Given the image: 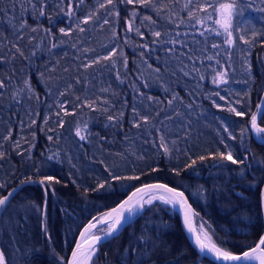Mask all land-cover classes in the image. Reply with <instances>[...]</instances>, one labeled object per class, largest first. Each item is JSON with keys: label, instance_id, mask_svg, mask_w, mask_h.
Wrapping results in <instances>:
<instances>
[{"label": "trees", "instance_id": "1", "mask_svg": "<svg viewBox=\"0 0 264 264\" xmlns=\"http://www.w3.org/2000/svg\"><path fill=\"white\" fill-rule=\"evenodd\" d=\"M101 2L104 0H84L77 7L79 0H73L75 15L67 17L59 0H0V9L4 10L0 12V80L7 83L0 97V185L5 186L0 188V194L29 177L35 181L16 188L15 197L0 208V250L9 264H65L86 222L114 206L134 187L154 181L186 189L193 212L211 225L214 235H208L222 250L234 254L251 247L263 232L260 190L264 183V170L252 156L256 161L264 158V145L255 141L250 132L242 137L241 129L249 127L264 91V37L258 36L250 47L240 41L239 35L252 40V31H264V13L257 10L260 0H253L252 8L242 6L244 15L240 19L247 23L245 30L234 32L231 48L225 43L227 34L215 23L218 12L214 8L232 0H156L157 6L166 5L159 14L151 7L118 4L120 15L108 16L114 21L108 25L103 24L105 10H97ZM41 8L44 16L39 15ZM133 8L137 12L135 28L143 38L135 31L126 32V20ZM93 11L96 17L88 24L80 23ZM189 11L194 14L192 19ZM144 16H151L155 23L143 20ZM21 22L25 23L23 29L19 27ZM78 24L84 32L78 31ZM32 28L37 30L32 32ZM60 28L71 31L63 35ZM152 31L161 32L160 43H151L157 39ZM21 35L23 38H19ZM172 39L180 43H164ZM13 44L23 56L16 53ZM144 44L148 47H139ZM213 44L217 47L213 48ZM112 47L123 51L126 67L121 59H117L115 67L103 60L83 67L106 55ZM173 47L174 52H167ZM189 55L193 59H188ZM209 56L213 59H207ZM193 65L197 71H193ZM248 65L250 72L246 71ZM117 72L123 82L117 80ZM217 72H227L226 84L213 83ZM25 79L33 92H19L17 104L11 95L23 87ZM68 85L72 87L68 89ZM105 88L109 91H101ZM66 89L67 94L61 96ZM149 96L153 100L149 101ZM173 96L177 98L169 105ZM76 97L89 101L99 97L97 107L107 111L77 107L80 101ZM103 100L108 104L101 103ZM60 102H64L69 114L60 111ZM229 103L246 115L237 117L229 112ZM133 107L149 117V122L140 128L132 127L131 121L138 119ZM121 112L124 115L118 122L108 120L109 115L119 116ZM33 119L35 125L31 124ZM257 122L264 127V121L258 118ZM224 126L229 127L235 139L225 132L224 138H219ZM77 127L85 140L76 136ZM156 128L170 142L168 155L159 148ZM9 131L10 138L4 140ZM49 136L53 139L49 140ZM17 142L19 148L15 147ZM225 144L234 157L242 158L248 150L247 163L251 167L245 175L233 171L245 165L212 158L218 151L226 154ZM201 155L204 160L199 159ZM52 156L54 160L49 159ZM189 164L192 166L186 167ZM173 168L180 170L179 176ZM106 169L122 176L138 175L140 179L111 181ZM46 175L60 181L47 189V196L38 183ZM99 183H111L112 188L96 191ZM200 186L207 189V201L197 202L191 196ZM193 218L195 225L200 223L199 218ZM142 235L157 245L144 264H213L189 245L175 211L158 203L146 206L130 227L121 229L117 239L101 244L94 264H121L129 241L136 246L135 241Z\"/></svg>", "mask_w": 264, "mask_h": 264}, {"label": "snow or ice", "instance_id": "2", "mask_svg": "<svg viewBox=\"0 0 264 264\" xmlns=\"http://www.w3.org/2000/svg\"><path fill=\"white\" fill-rule=\"evenodd\" d=\"M32 2V0H30ZM84 0H79V4L76 6L79 7L82 5ZM218 2V0H217ZM59 4L62 6L61 11L67 16L72 17L75 15L73 11V0H59ZM118 4H127V5H140L143 7H151L155 10H157L158 14L160 11L163 10L166 5H160L157 6L156 0H104V2H101L98 4V9H104L106 12V16L103 20V24H113L114 21L109 20L107 17H119L120 13L117 10ZM33 6L35 7V3H33ZM212 6V5H209ZM242 6H247L248 8H252L255 5L253 4V0H232L231 3L228 4H220L219 8H214V11L219 13L220 19L215 20V23L219 24L221 28H223L224 32L227 34V38L225 40V43L231 48L234 44V32H241L245 30V24L246 21L241 20L240 18L244 15V9ZM15 7V5H13ZM197 7L199 5L197 4ZM260 13H264V0H260V7L257 9ZM4 11L3 9H0V12ZM46 13L43 8L40 9L39 15L44 16ZM193 12L189 11V19L193 18ZM94 17H96V12H90L87 16H85L80 23L82 24H88ZM137 17V12L135 8H133L130 18L126 20L127 29L126 32H132L135 31L137 35H139L141 38H143V33L140 32L138 28H135V19ZM209 17H211V14H209ZM51 20V17L49 18ZM98 19V17H97ZM143 20H147L151 23H155V21L152 20L151 16H144ZM184 21L181 20L180 23H183ZM199 22V21H198ZM15 27V25H13ZM19 27L23 29L25 27V23L21 22ZM103 27V25H101ZM77 29L80 32H84L85 29L80 27L79 24L77 25ZM37 29L32 28L31 31L35 32ZM45 32L50 33V29H44ZM60 33L63 35H69V31L71 29L66 30L65 28L59 29ZM217 35L220 33L217 32ZM151 35L157 39L152 40V44L160 43L161 41L159 38L162 36L161 32L159 31H152ZM179 36V33L176 34ZM203 35V33H201ZM252 40H249L245 37L244 34L239 35L240 41H242L245 44H248L250 47L255 42V39L260 36L264 37V31H261L260 33H257L256 31H252ZM117 36V32L115 31V28L112 29V37L115 38ZM19 38H23L22 35ZM127 43V41H126ZM164 43H171L173 46L180 43L179 40L172 39L170 41H164ZM57 45L55 43L52 44V47L55 48ZM75 46V45H73ZM13 48H15L16 53H19L21 56H23V52L21 49L13 44ZM141 48H147L148 45H139ZM213 48H216L217 45L213 44ZM173 48H168L167 52L171 53L174 52ZM34 54V53H33ZM141 57L145 55V53L142 51L140 53ZM181 55H185L184 53H181ZM117 59L123 60L124 66H127V60L124 56V53L122 50L118 49V47H112L110 51L107 52L106 55L103 57H98L97 59L91 61L90 64H84V68H88L93 64H99L101 60L103 61H109L113 67L116 66ZM188 59H193V56L189 55ZM207 59L211 60L213 57L209 56ZM3 60V57H0V61ZM219 63V61H217ZM67 71V69H65ZM158 72L159 69H156ZM193 71H197L195 68V65H193ZM246 71H251L250 65L246 67ZM42 75V74H41ZM184 75H189L188 71H184ZM227 76V72H217L216 77L213 80L214 84L220 85V84H226L227 80L225 79ZM117 80H121L120 73L117 72L116 74ZM203 79V77H201ZM121 82H123L121 80ZM77 83H80L79 80H77ZM147 86V85H145ZM68 89L72 87V85L67 86ZM7 88V83L4 80H0V97L3 96V89ZM27 90L29 93L33 92V89L31 88L29 81L25 79L23 81V87H21L18 91H14L11 95V100L15 103H20V100L18 99L19 92H23ZM101 91L107 92L109 89H101ZM67 94V89L65 92H61L60 95L64 96ZM216 95H219V93H215ZM31 98V96L29 97ZM177 97L173 96L172 99L168 101L169 105L172 104L173 100H175ZM38 99V98H37ZM77 101H80V104L77 105V107L86 106L92 110H103L107 111V108L100 109L97 107V101L100 100L99 97H97L96 100H81L80 97H76ZM149 101L153 100V97L149 96L147 97ZM220 99H225V97L220 96ZM103 104H108L107 100L101 101ZM58 107L61 111H64L65 115L69 114L67 109L64 107V102H60L58 104ZM219 107V105H217ZM257 111L253 112L251 114L250 119V128L248 126H245V128L241 129V136H245L250 131H254L256 138L258 142H260L262 145H264V127H262L257 121L258 118L262 121H264V103H258L256 105ZM229 112L234 113L237 117H244L246 113L242 109H237L236 107L232 106L231 103L228 105ZM133 114L134 117H138V119L134 118L131 123L132 127L134 128H140L143 124H146L149 122V117L145 115H141L137 113L136 108L133 107ZM124 113L121 112L119 116H108L109 121H116L118 122L121 117H123ZM57 116H59V112H57ZM171 119V117H168ZM48 118L45 117V124H47ZM23 126V121L21 122ZM31 124L35 125L36 120H31ZM61 126L63 125V121H60ZM87 125H85L86 127ZM48 131H55L52 128H49ZM157 133H160V129H156ZM224 132L228 133V137L231 139H235L234 134L230 131L229 127H224ZM59 135V134H57ZM11 136V131H9L8 136H4V140H8ZM33 139L35 138V132L32 133ZM76 136L80 138L81 141L86 139V136L81 134V129L77 127L76 129ZM49 140H52L53 137L49 136ZM125 139H128V137H125ZM224 143V141H221ZM169 141L166 139V137L163 134H160V144L159 148H162L165 155H168L171 151L169 147ZM173 145L175 144V141L171 142ZM2 146V145H0ZM16 148H19V142L15 145ZM225 147H229L227 144H225ZM248 150H245V155L241 158L240 156L234 157L231 150H229L226 154L224 152H217L212 155L213 159H216L217 157L221 161H228L232 165H245V168H238L237 170L241 176L246 174L247 168L251 167L247 162L249 161V155L247 154ZM135 154V153H134ZM0 157H3V153H0ZM141 159L143 157H140ZM50 160H54L55 156L49 157ZM200 160H204L205 156L201 155L199 157ZM252 159L256 162L258 167H261L262 170H264V158H261L260 160L256 161L255 156H252ZM196 160H192V164H195ZM192 164L186 165V167H191ZM218 167H223V165H217ZM107 170V169H106ZM39 172V169L37 170ZM109 171V176L111 177V181H133V180H139L140 176L138 175H119L111 170ZM152 171H157L156 168H153ZM173 173L176 176L180 175V170L178 168L172 169ZM34 183L35 181L29 177L27 181H21V185L24 183ZM60 181L55 179V177L51 175H46L43 178H41L38 183L45 188V195L47 196V189L51 188L53 183H59ZM4 185H0V188H4ZM111 189L112 184L111 183H99L97 186L96 191H99L100 189ZM152 190H162L160 195H155L152 193ZM216 189H214L215 191ZM18 189H12L8 192L7 195L0 194V208H5L11 200L15 197ZM86 192L89 191V189L85 190ZM148 191L147 197L141 196L139 201H133V197L137 195V193H143ZM185 190H177L175 187H170L167 184L159 183V184H145L142 187L136 188L135 192L132 193V196H129L127 200L123 201L121 204L118 205L117 208H113L111 211H106L103 213V217H106L107 219H103L102 217L94 216L89 221L87 226L84 228V230L80 233L81 237H85L87 235L88 240L90 243L87 244V254L85 255L84 252H82L83 245L80 241H77L75 248L72 250V259L68 261V264H87V261L91 260L94 264L96 255L98 253L99 246L105 242H108L113 239H117L119 234L121 233V229H123L126 226H131V224L134 222L136 218L141 216L143 212L146 210V206H154V201H160L165 207L172 206L173 209H176L177 212H184V223L186 226L187 232L191 235V238L194 239V244L196 248L199 250L198 255L203 258H209L213 260V264H250V262L254 259L252 256V253L257 252L258 250L264 249V235L260 236L259 243L256 245L255 248H251L250 251H244L242 254H232L228 250H222L221 247L217 246L216 243H206L204 239L201 238V236L197 233L196 229H194L188 219V212H192L193 216L199 218V214L193 212L192 207L189 203V197L185 195ZM237 195H242L241 193H237ZM191 196L195 197L197 199V202L200 200L207 201L208 195H207V189H204L202 186L198 187L197 192L191 194ZM23 207V205H22ZM187 209V211H185ZM65 215H67V210H62ZM2 215V213H0ZM200 219L201 224V230L207 229V232L205 233L206 238L208 240H211V235H208V233H211L214 235V231L211 228V225L207 223V221H204L202 218ZM162 229H158V231H161ZM45 232H47V228L44 229ZM158 238V237H157ZM135 245L133 246V242L130 240L129 244L125 247L124 253L121 255V264H129V261H131V264H144V261L146 258H149L152 250L157 247L155 240L151 239L148 236L142 235L141 237H138L135 241ZM260 264H264V253L260 257H258ZM0 264H9V262L6 259L5 253L0 250ZM170 264H175V262H170Z\"/></svg>", "mask_w": 264, "mask_h": 264}, {"label": "water", "instance_id": "3", "mask_svg": "<svg viewBox=\"0 0 264 264\" xmlns=\"http://www.w3.org/2000/svg\"><path fill=\"white\" fill-rule=\"evenodd\" d=\"M258 103H264V91L260 94L259 96V100H258ZM256 111H257V108H256ZM255 111V112H256ZM249 128H250V125H249ZM250 134H251V137L258 142L257 138H256V135L254 133V131H250ZM260 143V142H259ZM27 181V180H25ZM159 183H163V182H160V181H154V182H149V183H145V184H159ZM145 184H141L139 186H136L134 187L133 189H131L130 191L127 192V194L120 200L118 201L114 206H112L111 208H109L107 211H111L113 208H117L119 204H121L123 201L127 200L129 196H132V193L135 192L136 188H139V187H142L143 185ZM165 184V183H163ZM19 186H21V183L17 184L16 186L10 188L4 195H7L9 191H11L12 189H16L18 188ZM170 186V185H168ZM172 187V186H170ZM179 190V189H177ZM161 191L162 190H152V193H159L161 194ZM149 193L148 191L146 192H143V193H137V195L135 197H133V201H131L130 203L132 202H135V201H139L141 196H147ZM260 206H261V215H262V220H263V232L261 235H264V183L261 187V190H260ZM172 207V206H171ZM173 209V208H172ZM175 211V213L177 214V217H178V220H179V223H180V226H181V229H182V232L187 240V242L189 243V245L194 249V251L198 254L199 250L196 248L195 244H194V239L191 238V235L187 232L186 230V226H185V223H184V212H177L176 209H173ZM185 211H187V209H185ZM106 212V211H105ZM103 219H107L106 217H103V214L101 216ZM188 219H189V222L191 224V226L196 229L195 225H194V218H193V213L192 212H188ZM91 220V219H90ZM89 220V221H90ZM86 222L82 227L81 229L78 231V234L75 238V241L67 255V258H66V262L65 264H68V261L70 259H72V250L75 248L76 246V243L77 241H80L81 244L83 245L82 247V252H84L85 254H87V244L90 243V241L88 240V237L87 235L85 237H81L80 236V233L84 230V228L87 226V224L89 223ZM197 231V229H196ZM260 235V236H261ZM259 239L260 237L257 239V241L249 248H246L244 249L243 251L239 252V253H234V254H242L244 251H250L251 248H255L256 245L259 243ZM262 253H264V249H261V250H258L257 252L255 253H252V256L254 257V259L250 262V264H260V261L258 259V257H260L262 255ZM233 254V253H232ZM209 259V258H207ZM210 261H213L212 259H209Z\"/></svg>", "mask_w": 264, "mask_h": 264}, {"label": "rangeland", "instance_id": "4", "mask_svg": "<svg viewBox=\"0 0 264 264\" xmlns=\"http://www.w3.org/2000/svg\"><path fill=\"white\" fill-rule=\"evenodd\" d=\"M219 8V7H218ZM218 19H220V16H219V13H218ZM220 26V25H219ZM223 29V28H222ZM224 33V32H223ZM60 109V108H59ZM61 111V110H60ZM61 112H63V111H61ZM225 127V126H224ZM224 127L223 128H221L220 129V134H219V138L221 139V138H224V134H222V132H224ZM157 129V128H156ZM156 133H154L157 137H159L160 138V134H161V132L160 133H157V131H155ZM154 134H152V136L154 135ZM228 133H226L225 132V135H227ZM154 135V136H155ZM224 143H225V140H224ZM229 150H228V147L226 148V153L228 152ZM154 194V193H153ZM156 195V194H155ZM145 197H147V196H145ZM155 203H158V204H162L160 201H154V204ZM163 205V204H162ZM167 207H169V208H171L172 209V207L171 206H167ZM102 216V214H100L98 217H101ZM195 221V220H194ZM194 225H195V222H194ZM195 227H196V229H198L197 230V233L199 232V231H203L204 232V230H201V224L200 223H198L197 225H195ZM204 233H206V232H204ZM210 242L211 243H213L211 240H210ZM87 264H92V261L91 260H89L88 262H87Z\"/></svg>", "mask_w": 264, "mask_h": 264}, {"label": "bare ground", "instance_id": "5", "mask_svg": "<svg viewBox=\"0 0 264 264\" xmlns=\"http://www.w3.org/2000/svg\"><path fill=\"white\" fill-rule=\"evenodd\" d=\"M156 195H160L159 193H154ZM170 206V205H169ZM198 230V229H197ZM205 232V231H204ZM203 231H199L198 234L201 236L202 239L205 240L206 243H211L210 240L206 238V235ZM86 255V254H85ZM88 262V261H87Z\"/></svg>", "mask_w": 264, "mask_h": 264}]
</instances>
